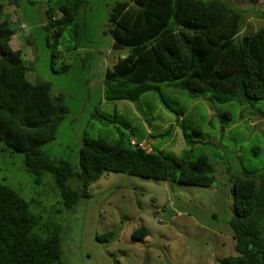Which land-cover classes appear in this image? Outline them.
<instances>
[{
	"label": "rangeland",
	"instance_id": "rangeland-1",
	"mask_svg": "<svg viewBox=\"0 0 264 264\" xmlns=\"http://www.w3.org/2000/svg\"><path fill=\"white\" fill-rule=\"evenodd\" d=\"M1 1L0 18L12 21V48L23 52L29 80L50 83L53 96L63 98L69 109L56 138L42 149L52 160L78 166L84 139L112 143L125 134L147 144L149 152L194 160L204 153L216 169L217 181L208 188L105 173L91 184L89 196L69 210L52 174L28 172L23 154L0 143V182L17 191L44 226L60 235L63 262L219 264V259L237 255L229 225L235 209L231 178L244 169L264 172V101L253 107L236 100L222 103L210 94L197 96L165 85L163 98L148 92L138 103L107 101L106 71L129 55L128 48L112 49L110 17L127 0H87L77 18L83 37L74 38L70 27L57 47L55 64L47 45V11L50 7L60 18V0ZM223 2L249 12L242 35L264 27V0L257 5L252 0ZM142 225L149 235L134 241V231ZM111 231L113 240L99 242L97 236Z\"/></svg>",
	"mask_w": 264,
	"mask_h": 264
},
{
	"label": "trees",
	"instance_id": "trees-1",
	"mask_svg": "<svg viewBox=\"0 0 264 264\" xmlns=\"http://www.w3.org/2000/svg\"><path fill=\"white\" fill-rule=\"evenodd\" d=\"M261 1L252 0L254 5ZM86 4L87 0H60V18L48 8L46 28L51 34L47 45L53 64L70 27L74 38L83 37L77 18ZM3 11L0 0V16ZM248 16V11L234 9L223 0L119 2L111 13L109 33L116 44L129 49V55L107 69L105 100L138 103L148 92L163 98L165 85L197 96L210 94L222 103L236 100L252 106L264 101V27L242 35ZM15 35L12 21L0 18V143L23 154L28 172L39 177L52 174L67 209L87 198L91 184L105 173L201 188L215 184L216 169L208 155L200 154L194 160L154 149L149 152L133 145L134 138L125 134L112 143L84 139L78 166L65 160L56 163L42 149L56 138L69 109L63 98L53 96L50 83L29 80L23 52L10 44ZM130 132L133 136L134 131ZM231 179L235 209L229 225L237 255L218 262L264 264V172L244 169ZM74 181L77 188L72 186ZM43 223L17 191L0 182V264H65L60 235ZM148 235L142 225L132 239L143 240ZM114 236L111 231L97 239L110 242Z\"/></svg>",
	"mask_w": 264,
	"mask_h": 264
},
{
	"label": "built area",
	"instance_id": "built-area-1",
	"mask_svg": "<svg viewBox=\"0 0 264 264\" xmlns=\"http://www.w3.org/2000/svg\"><path fill=\"white\" fill-rule=\"evenodd\" d=\"M132 144L133 145H138L139 147H141V148H147V144H145V143H143V142H137V141H132Z\"/></svg>",
	"mask_w": 264,
	"mask_h": 264
},
{
	"label": "water",
	"instance_id": "water-1",
	"mask_svg": "<svg viewBox=\"0 0 264 264\" xmlns=\"http://www.w3.org/2000/svg\"><path fill=\"white\" fill-rule=\"evenodd\" d=\"M122 48H124L122 45H118V44L114 43L112 49H113V50H120V49H122Z\"/></svg>",
	"mask_w": 264,
	"mask_h": 264
},
{
	"label": "crops",
	"instance_id": "crops-1",
	"mask_svg": "<svg viewBox=\"0 0 264 264\" xmlns=\"http://www.w3.org/2000/svg\"><path fill=\"white\" fill-rule=\"evenodd\" d=\"M12 40H13V39H12ZM12 40H11V43H10V44H11V46H12ZM113 41H114V40H113ZM16 50H17V49H16ZM119 58H120V57H119ZM180 118H183V117H180ZM149 128H151V127H149ZM149 133H150V134H152V133H153L151 129L149 130Z\"/></svg>",
	"mask_w": 264,
	"mask_h": 264
}]
</instances>
